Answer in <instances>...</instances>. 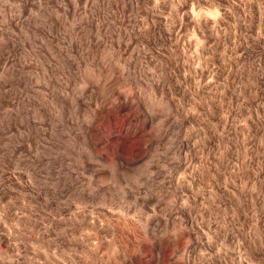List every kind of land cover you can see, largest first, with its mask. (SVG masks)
I'll return each instance as SVG.
<instances>
[{
  "label": "rangeland",
  "instance_id": "1",
  "mask_svg": "<svg viewBox=\"0 0 264 264\" xmlns=\"http://www.w3.org/2000/svg\"><path fill=\"white\" fill-rule=\"evenodd\" d=\"M0 264H264V0H0Z\"/></svg>",
  "mask_w": 264,
  "mask_h": 264
}]
</instances>
